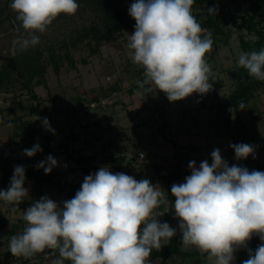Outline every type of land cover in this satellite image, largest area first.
I'll return each mask as SVG.
<instances>
[{"label":"clouds","instance_id":"obj_1","mask_svg":"<svg viewBox=\"0 0 264 264\" xmlns=\"http://www.w3.org/2000/svg\"><path fill=\"white\" fill-rule=\"evenodd\" d=\"M194 2L135 0L128 9L136 22L128 37L131 59L144 72L139 87L162 91L170 102L193 93L207 94L214 83L206 60L212 33L192 14ZM10 7L27 33V38L13 43L26 50L39 43L37 33L43 34L61 14L74 15L79 5L77 0H12ZM208 13L217 15L218 8L209 7ZM238 66L250 78L264 82V49L242 52ZM38 119L54 133L46 117ZM230 146L236 160L254 154L249 144ZM41 151L35 144L23 153L31 158ZM211 159V164L204 160L199 167L190 161L191 174L171 186L183 246L206 254L207 264H234L235 252L247 249L252 237L258 236L262 243L254 252L247 249L249 258L243 264H264V172L229 166L218 148ZM56 166L58 161L51 155L37 165L45 174ZM25 179L24 166H15L10 186L0 190V200L16 205L24 200ZM167 203V192L150 180L137 181L101 167L84 177L80 190L62 207L47 196L33 202L24 211V231L9 238V251L29 258L45 249L58 250L51 264H147L151 251L177 234V229L156 219L162 214L154 213Z\"/></svg>","mask_w":264,"mask_h":264},{"label":"rangeland","instance_id":"obj_2","mask_svg":"<svg viewBox=\"0 0 264 264\" xmlns=\"http://www.w3.org/2000/svg\"><path fill=\"white\" fill-rule=\"evenodd\" d=\"M124 1H116L114 7H120ZM11 2L12 0H0V72L5 71L10 75V80L5 78L6 74L0 75V149L12 141V128L7 123V119L22 115L24 119L31 120L35 126H38L43 125L42 119L38 117H46L54 127L55 134L51 147L55 153L51 156L58 161V166L52 169L57 174L56 183L44 185L40 191L35 192L34 183L25 179L24 187L28 189V196L24 200L15 207L0 200V216L8 221L5 227L0 228V264L11 262L29 264L24 257L12 258L9 254L11 235L7 229L11 225L18 224L17 231L20 234L24 231L23 226H27L23 219L24 211L31 206L32 199L47 196L62 207L64 201L75 196V194L68 196L63 188L67 189L83 183L86 174L81 169V165L69 159L64 147L60 146L64 135L70 130L69 123L73 124L74 130L81 137V140L70 143L71 149L76 154L91 157L89 161L91 174L101 167H107L112 173L122 172L139 181L145 178L140 173L141 169L149 170L148 175L151 176L154 170L152 163L159 165L160 172H165L181 162L185 170L180 182L183 183L185 177L191 174L188 168L189 162L195 161L197 167L204 160L211 164V153L217 148L220 149L222 158L229 166L235 164L252 171L257 170L259 163L264 169V145L257 140L245 141L246 144L254 147L253 155L246 160L235 159V152H232L230 145L241 143L242 128L232 108L218 112L216 108L211 109L208 106L216 101L213 89L210 92L211 96L206 98V106L197 98L185 102L187 106L190 104L194 108L189 114L183 113V107L186 105L167 102L164 114L170 119L172 113L173 120H171L172 124L168 125L169 129L167 125L164 126L161 114L159 112L160 116H157L153 103L159 97V90L146 92L138 84V81L144 79L143 68L133 63L131 59L133 50L128 47V37L134 30L126 28L123 31H116L113 39L100 42L93 37L92 32L90 34L89 31L87 32L91 27H105L104 14L107 6L104 0H77L79 8L74 15L58 16L43 34L37 33L39 43L26 50H21L19 45L13 43L18 38H27V33L17 21L16 13L10 7ZM218 17L221 21V15ZM238 21L242 23L239 18ZM202 28L209 31L206 27ZM219 37L217 48L212 46L211 57L208 59L212 75L225 81V86L220 92L221 100L225 101L234 88L232 72L242 53L241 39H257V37L247 30L245 24L238 29L233 23H230L226 33L220 34ZM36 51H41L45 73L42 76L37 72L28 83L30 87H27L25 83L27 84L30 77V72L27 70L29 61H24V58L28 53L35 54ZM53 53L56 58L60 56L62 58L59 71L54 69L55 60L51 58ZM41 78V83H37ZM32 93L37 94L41 101L40 114L30 112V105L32 103L36 105L39 100L32 99ZM96 96L101 103L91 107L90 104L97 101L94 99ZM257 96L258 98L255 97L247 102L248 110L241 111L243 114L241 117L248 122V125H255L264 135V87ZM201 106L205 108L195 109ZM257 113H261L260 118L250 119ZM87 122L96 123L89 128V132H85L82 127ZM99 122L103 130L97 125ZM187 122L188 125L185 126ZM193 123L198 125L193 126ZM109 124L115 131L113 140L116 142L110 143L103 139L104 137L98 140L92 138V132L95 131L98 135L104 136L102 132L107 133ZM46 131L44 128L42 134ZM135 139L140 143V151L144 153V157H138L126 166L130 160L128 158L132 155L130 153ZM14 145H16L14 152L16 157L30 158L23 153L24 149H29L27 144ZM118 155H126L119 170L118 165L113 161ZM46 158L41 161H45ZM33 165L45 173L43 168L37 167L38 163ZM15 166L17 165L13 166V171ZM125 166L128 167L127 170H124ZM1 176L0 168V181ZM154 185L160 186L168 193V184L163 177L159 176ZM0 190H3L1 182ZM164 205L169 207V201ZM154 213L163 214L164 209L158 207ZM157 218L161 223L163 222L162 215H158ZM21 223L23 226L20 225ZM173 223L178 227L179 219L175 217ZM261 243L258 236H253L248 242L247 249L254 252ZM181 247L191 251L198 250L195 247H185L183 244ZM247 249H238L235 252V260L240 257L247 258V255H243V252H248ZM58 256L59 252L55 250L54 254L41 256L38 259L40 262L48 263ZM194 257L196 256L190 257V261ZM149 261L152 259L148 257L147 264H154L153 261L152 263ZM31 263L37 264L36 261ZM65 264H70V261H65Z\"/></svg>","mask_w":264,"mask_h":264},{"label":"trees","instance_id":"obj_3","mask_svg":"<svg viewBox=\"0 0 264 264\" xmlns=\"http://www.w3.org/2000/svg\"><path fill=\"white\" fill-rule=\"evenodd\" d=\"M116 1L119 0H104L106 4V10L104 17H106L105 27H91L87 30L89 34L92 32L93 37L97 39V41L102 40H110L113 39L116 31H123L126 28H130L134 30L135 21L128 12L131 4L135 2V0H125L120 7H114ZM216 6L218 8V14L209 15L208 8ZM192 14L196 18V20L201 24L202 27H206L212 33V40L214 48L216 49V43L220 40V34H225L227 31V27L230 23H233L238 27V29L242 28L245 24V27L249 32H253L257 39H241L240 45L242 48V52H252L264 49V0H195L192 6ZM221 15V21L218 17ZM238 18L241 19L242 23H239ZM132 21V22H131ZM134 22V24H133ZM84 38V36H83ZM41 51H36L35 54L28 53L24 61H29L27 65V70L30 72V77L27 80V84L25 86L30 87L28 84L33 79L34 75L40 73V75H44L45 66L41 61ZM211 57L210 51L206 54V60L209 63V59ZM54 61V69L59 71L60 69V60L61 56L56 58L55 54H52ZM143 70V69H142ZM6 74V75H5ZM0 75H5L7 80H10L9 73L5 71L0 72ZM214 77L213 83V94L216 102L213 106L217 109L218 112L226 111L230 108L234 110L236 114V120L238 124L241 126L242 133V141L241 143H245L246 140L252 139L257 140L261 145H264V135L255 125H248V122L242 119L240 115V104L241 102L244 105L245 101L250 100L255 96V92L264 87V82H259L253 78H250L247 70L242 67H239L238 64L235 65L232 72L233 85L234 88L230 92L227 100H221V90L225 86V83L222 79ZM44 78V77H43ZM41 79H38L37 83H41ZM210 83H212L210 81ZM32 99L38 100L39 97L37 94L32 93ZM94 99L98 101V97L96 96ZM168 98L166 94L162 91H159V97L157 100H154V110L155 112H160L161 118L164 122V126L167 125L166 116L164 114L166 108V102ZM41 104L40 99L34 105L33 103L30 105V112H35L36 114H40ZM163 112V113H162ZM261 113H257L251 119L260 118ZM8 124H10L12 128L11 140L6 147L0 149V168L2 170L1 183L3 186V190H6L10 186V179L13 175V166L22 165L25 168V177L28 181H32L34 183L35 192L40 191L44 185L56 183L57 174L51 171L48 174L42 173L41 170L36 169L33 164L40 162L43 158L48 157L55 153V150L51 147V144L54 140V134L51 131H46V133L42 134L43 129L45 128L43 125L35 126L31 120L24 119L22 115H18L13 117L12 119L6 120ZM96 123H87L83 125V129L85 132H89V128ZM54 130L53 125H50ZM69 131L64 135V140L60 143L61 147H64V151L67 154L69 159H73L80 164L81 169L87 175L91 174L90 167V159L91 157L81 155L80 153H75L71 149L70 143L77 142L81 140L80 134L74 130L73 124L69 123ZM102 135H98V132H92L93 139H101ZM18 139V140H17ZM87 140V139H86ZM14 144H27L29 149L32 148L35 144H39L42 148L41 152H37L35 156L27 159V158H19L14 155L15 147ZM140 150V143H136L132 149V157L126 166H129L133 161L138 158V151ZM126 155H118L113 158V161L118 165V170L121 168V165L124 163ZM124 167V170H127L128 167ZM154 170L153 173L148 175L149 170H140L141 175H144V179L150 180L153 184L156 183L157 179L163 177L168 184V193L167 198L169 201V207L161 204L159 207L164 209V213L162 214V221L167 222L172 228L177 229V234L172 237L167 243L161 244L159 249H153L150 253L149 259H153L156 257H161L160 264H166L169 256L172 254H182L184 257H192L200 254L198 250H187L181 247L182 240L179 234V228L176 227L173 223L175 218V210L173 208L175 198L171 194V186L173 184H180L183 176L185 175V170L182 167V163L178 162L175 167L172 169L160 172V167L156 163H152L151 165ZM257 170L264 172L261 164L258 163ZM81 185L76 184L70 188H63L64 192L71 196L76 194L78 190H80ZM40 199H32L31 204L33 202L39 201ZM7 203V202H6ZM11 207H15L16 204L8 203ZM23 221V219H22ZM162 222V223H163ZM8 224V221L0 216V228L5 227ZM23 226V223L20 224ZM18 224L11 225L7 231L11 236L19 235L20 233L17 231ZM24 229L26 226H23ZM255 246V245H254ZM257 248V247H256ZM255 248V249H256ZM55 252V250L45 249L43 252L37 253L32 257L25 258L26 260H32L39 262L38 257L44 256L46 252ZM9 254L12 258L16 257Z\"/></svg>","mask_w":264,"mask_h":264},{"label":"crops","instance_id":"obj_4","mask_svg":"<svg viewBox=\"0 0 264 264\" xmlns=\"http://www.w3.org/2000/svg\"><path fill=\"white\" fill-rule=\"evenodd\" d=\"M233 68V67H232ZM223 80V79H222ZM224 81V80H223ZM224 83H225V81H224ZM118 87V86H117ZM213 89V88H212ZM119 91V90H118ZM211 91H209L207 94H204V95H201V94H198V93H193L192 95H190V96H188V97H186L185 99H182V100H179V101H175V102H172V103H175L176 105H177V103L179 102L180 103V105H182V106H185L187 103H185V102H188V101H190V100H194V99H198V100H200L201 102H202V105H204V106H206L205 105V103H206V98H209L210 96H211V93H210ZM259 92H260V89L258 90V91H256L255 92V96L253 97V98H251L250 100H248V101H245L244 102V107H243V109H240V114H241V116H243V114L241 113V111H246V110H248V107H247V102L249 103L252 99H254L255 97L256 98H258V94H259ZM152 94V93H151ZM157 100V99H156ZM167 102H169V100H167ZM166 102V103H167ZM192 102V101H191ZM216 102V101H215ZM185 103V104H184ZM190 103V102H189ZM214 103H211L210 105L208 104V106L211 108V109H213V108H215V107H213L212 105H213ZM200 108H205V107H203V106H201V107H196L195 109H200ZM192 110H194V108L190 105V104H188V106L186 105V107H183V113H188L189 114V112H191ZM185 113V114H186ZM191 115V114H190ZM171 116L173 117V115H172V113L170 114V119H168V116H166V120H170V121H168L167 122V126L169 125V124H172L171 122V120H173V119H171ZM251 119V118H250ZM245 120V119H244ZM218 121V120H217ZM198 122V121H197ZM218 124V123H217ZM97 125L98 126H100V122L99 123H97ZM183 125H184V123H183ZM188 125V122L185 124V126H187ZM193 126H196V125H198V123L196 124V123H193L192 124ZM101 127V126H100ZM170 127L168 126V129H169ZM104 128H102L101 127V130H103ZM106 132L107 133H103L102 132V134L104 135V136H102V138L103 139H105V140H108L110 143L111 142H113L114 140H113V136L115 137V135L113 134L115 131L113 130V127H112V125L111 124H109V126H108V129L106 130ZM148 137V136H147ZM137 138V137H136ZM146 139H148V138H146ZM136 141L134 142V144H133V147H134V145L137 143V139H135ZM114 142H116V141H114ZM141 146V145H140ZM232 152H234V150H233V148H232ZM1 182V181H0ZM2 201V200H1ZM243 255H247V258H243V257H240L239 259H237V260H235L234 261V264H243V261H245V260H247L248 259V252L247 253H245V252H243ZM206 259V254H199V255H197L196 257H194L191 261H190V257H184L182 254H172L171 256H169V258H168V260H167V262H166V264H207V260H205ZM161 260H162V258L161 257H156V258H153L152 259V261L154 262V264H160L161 263ZM240 262H239V261ZM31 261L32 260H28V262L27 263H29V264H33V263H31ZM152 261H149V262H151L152 263ZM51 262L52 261H49L48 263L47 262H38L37 264H51ZM159 262V263H158ZM9 264H12V262L11 263H9ZM14 264H16V263H14ZM150 264V263H149Z\"/></svg>","mask_w":264,"mask_h":264},{"label":"built area","instance_id":"obj_5","mask_svg":"<svg viewBox=\"0 0 264 264\" xmlns=\"http://www.w3.org/2000/svg\"><path fill=\"white\" fill-rule=\"evenodd\" d=\"M97 103L99 104V103H101V101H100V100H99V101H93V102L90 104V106H91V107H95V106L97 105ZM156 114H157V116H158V115H159V112H157ZM159 116H160V115H159ZM87 123H88V122H87ZM87 123H86V124H87ZM130 154L133 155V153H130ZM132 155L130 156V158H128V156H127V158H128V159H131ZM138 157H141V158L144 157V153H143L142 151H140V150L138 151ZM129 161H130V160H129ZM156 219L159 220L157 217H156ZM159 221H160V220H159ZM54 253H55V252H53V251H52V252H47V253L44 254V257H45V255H46V256H49L50 254H54Z\"/></svg>","mask_w":264,"mask_h":264}]
</instances>
